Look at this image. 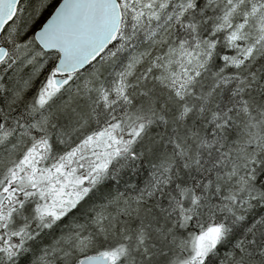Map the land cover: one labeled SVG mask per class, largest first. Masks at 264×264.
<instances>
[{
  "label": "snow or ice",
  "instance_id": "snow-or-ice-1",
  "mask_svg": "<svg viewBox=\"0 0 264 264\" xmlns=\"http://www.w3.org/2000/svg\"><path fill=\"white\" fill-rule=\"evenodd\" d=\"M0 264H264V0H0Z\"/></svg>",
  "mask_w": 264,
  "mask_h": 264
}]
</instances>
